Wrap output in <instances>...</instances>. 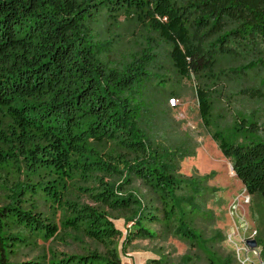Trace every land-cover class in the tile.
<instances>
[{
    "label": "trees",
    "instance_id": "1",
    "mask_svg": "<svg viewBox=\"0 0 264 264\" xmlns=\"http://www.w3.org/2000/svg\"><path fill=\"white\" fill-rule=\"evenodd\" d=\"M121 19L137 28L128 47ZM232 60L229 73L259 77L248 92L264 104V0H0V264H121L118 219L124 245L154 238L149 223L203 243L200 182L178 173L194 150L161 135L160 103L194 76L209 128L214 72ZM210 136L252 198L264 257V142ZM63 234L104 252L10 260ZM207 264H233L231 253Z\"/></svg>",
    "mask_w": 264,
    "mask_h": 264
},
{
    "label": "rangeland",
    "instance_id": "2",
    "mask_svg": "<svg viewBox=\"0 0 264 264\" xmlns=\"http://www.w3.org/2000/svg\"><path fill=\"white\" fill-rule=\"evenodd\" d=\"M137 28L128 21L120 20L115 33L124 38L127 46L132 41ZM111 33V34H115ZM240 60H232L216 69V84L210 87L211 111L210 127L206 128L199 116L195 87L198 80L191 75L190 79L179 80L170 95V88L162 95L160 117L165 125L160 129L161 135L175 145L185 143L194 155L184 158L179 163V174L184 179L200 182V188L194 193L200 207L193 227L202 236L203 243L188 242L168 235L157 223L147 226L156 232L152 239H136L123 244L127 225L122 219L114 220L115 227L121 235L116 241V250L121 264H207L210 255L222 259L230 254L231 245L226 243L225 234L229 229L231 218L228 208L233 198L242 192L243 186L236 179L231 165L223 157L216 143L211 138L215 130L231 143L248 144L264 142V104L250 96V89L260 85L259 77L252 71L243 75L228 72ZM220 71V72H218ZM264 72L261 74L263 75ZM263 90L264 87H261ZM251 123L257 126L247 129ZM238 127V130H237ZM145 192L144 190H142ZM5 203V193L0 192V205ZM264 205V203H263ZM252 198L244 209L251 217ZM48 242L37 241V245L27 242L13 248L10 260L13 262L45 261L48 251L52 254H83L96 249H104L88 239L63 234Z\"/></svg>",
    "mask_w": 264,
    "mask_h": 264
},
{
    "label": "built area",
    "instance_id": "3",
    "mask_svg": "<svg viewBox=\"0 0 264 264\" xmlns=\"http://www.w3.org/2000/svg\"><path fill=\"white\" fill-rule=\"evenodd\" d=\"M249 197L243 188L228 208L231 223L225 234V241L231 245L233 264H264L262 249L257 242L258 230L244 209ZM249 241H256V246L250 247Z\"/></svg>",
    "mask_w": 264,
    "mask_h": 264
},
{
    "label": "water",
    "instance_id": "4",
    "mask_svg": "<svg viewBox=\"0 0 264 264\" xmlns=\"http://www.w3.org/2000/svg\"><path fill=\"white\" fill-rule=\"evenodd\" d=\"M248 244L250 247H255L257 243L256 241H249Z\"/></svg>",
    "mask_w": 264,
    "mask_h": 264
}]
</instances>
